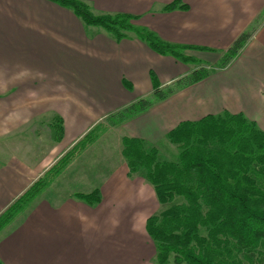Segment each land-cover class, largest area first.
I'll return each instance as SVG.
<instances>
[{
	"label": "crops",
	"instance_id": "0c3cea01",
	"mask_svg": "<svg viewBox=\"0 0 264 264\" xmlns=\"http://www.w3.org/2000/svg\"><path fill=\"white\" fill-rule=\"evenodd\" d=\"M82 1L96 13L138 16L165 41L208 48L185 52L210 63L251 30L226 67L124 122L121 134L156 146L179 122L223 111L242 113L264 130V0H178L186 7L171 10L164 6L175 0ZM150 71L164 86L188 68L132 35L116 41L48 0H0V103L8 114L0 139L23 130L22 146H0V212L91 127L150 95ZM42 114L49 130L51 119H62V137L53 144L37 136ZM114 148L112 161L85 166L84 182L70 171L64 193L42 192L0 231L1 264L155 263L145 221L159 202L150 183L129 173L120 144ZM95 188V205L73 195Z\"/></svg>",
	"mask_w": 264,
	"mask_h": 264
},
{
	"label": "trees",
	"instance_id": "16d2710c",
	"mask_svg": "<svg viewBox=\"0 0 264 264\" xmlns=\"http://www.w3.org/2000/svg\"><path fill=\"white\" fill-rule=\"evenodd\" d=\"M70 9L86 26L97 27L120 41L130 35L154 52L182 63L198 64L185 54L199 46L172 43L137 23L127 13H96L82 0H48ZM185 8L178 0L164 10ZM264 16V11H262ZM251 30L241 33L215 64L199 66L162 86L149 72L152 92L108 115L122 124L154 103L226 67L239 53ZM131 89L130 82L122 80ZM62 137V119L52 124ZM105 129L97 123L78 138L56 162L0 212V231L10 224L42 190ZM165 137L177 148V159H160L157 146L124 135L121 154L130 174L142 176L154 189L159 209L148 216L145 231L155 245L158 264H264V130L242 113L223 111L196 121H181ZM88 205L101 201L97 188L75 193ZM1 264V261H0Z\"/></svg>",
	"mask_w": 264,
	"mask_h": 264
},
{
	"label": "rangeland",
	"instance_id": "374dc122",
	"mask_svg": "<svg viewBox=\"0 0 264 264\" xmlns=\"http://www.w3.org/2000/svg\"><path fill=\"white\" fill-rule=\"evenodd\" d=\"M185 54L189 55V53H186V52H185ZM189 56L196 58L197 60H199V62H198V64L197 63L196 64L185 63L187 68H188V72H190L191 70H193L194 68L199 67V66H208L211 64L213 65L219 59L218 58L213 63H210L208 61L203 60L202 58L196 57L195 55H189ZM160 67H161V65L159 66L158 69H160ZM188 72H186V73H188ZM144 97H146V96H144ZM42 115L45 116L44 117L45 120H42L41 122L37 121L34 123L35 128H36V132L38 133L37 136L41 135V139H42L43 144H47V143L53 144V142L58 141L55 139V131H54V128L52 125L55 121V118L50 120L51 123L49 125H50L51 129L49 130V128L47 127L48 123H45V122H47L46 117H48L47 116L48 114H42ZM7 120H8V114H7L6 104L0 103V125H2V127L5 126ZM99 123H102L105 126V129L99 134L97 139L94 142H92L89 146H87L80 154H78L68 165H66L65 168L42 190V192H46V190L52 189V193L58 194V192H61V194H62L65 192L63 190V187H65V185H66L64 180H65V178L69 177L68 173L70 174V171H72V174H76V176H78V181L81 184L82 182H84L86 180V174H84L83 172L87 169V167H85V166H87V164H90L92 166H94V164H96L97 166H100V163H102V162L106 163V161L108 159H110L111 161L114 159V154L116 152L114 147L119 146V144H120V146L122 148L121 139L125 134H121V132L118 130L117 127H119L123 123L119 124V125H111L110 121L107 118L103 119ZM47 131H49V132L46 134ZM10 139H12L13 141L12 140L9 141L6 137H4L3 139H0V146H22V144H23V130H22V128L20 129V132H18V134L16 136L15 135H14V137L11 136ZM156 146L159 150L160 159H166V160H176L177 159V152H178L177 148L175 145L170 143L166 137L161 138L157 142ZM82 160H83V162L81 163ZM71 166H73V167H71ZM56 180H57V182H56ZM56 187H58V190H56ZM76 193H82V192L79 191ZM47 194H49V193H46V195ZM150 260H148L146 258L144 260L143 264H158L156 261H154L155 263H153ZM167 264H175V263L170 261Z\"/></svg>",
	"mask_w": 264,
	"mask_h": 264
}]
</instances>
